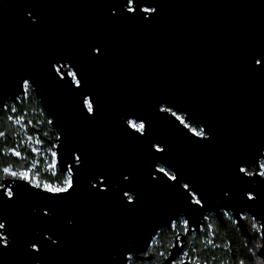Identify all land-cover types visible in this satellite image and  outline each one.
I'll return each instance as SVG.
<instances>
[{
	"label": "water",
	"instance_id": "obj_1",
	"mask_svg": "<svg viewBox=\"0 0 264 264\" xmlns=\"http://www.w3.org/2000/svg\"><path fill=\"white\" fill-rule=\"evenodd\" d=\"M26 81L73 186L1 181L0 264H129L223 211L264 257V0H0V113Z\"/></svg>",
	"mask_w": 264,
	"mask_h": 264
},
{
	"label": "trees",
	"instance_id": "obj_2",
	"mask_svg": "<svg viewBox=\"0 0 264 264\" xmlns=\"http://www.w3.org/2000/svg\"><path fill=\"white\" fill-rule=\"evenodd\" d=\"M11 116L23 117L26 124L31 121L32 125L28 126L27 132L24 133L10 120ZM56 137V133L50 126V119L36 98L32 87L29 89L28 96L22 98L20 102H9L0 113V182L7 177L2 174L4 168L22 169L29 167V164L36 160L39 161L29 145L35 138L40 139L44 149H49L54 148ZM11 149L18 150L19 156L9 153ZM39 162L43 164L41 158ZM37 172L42 180L50 182L56 180L62 182L65 178V173L61 171L56 178L41 168ZM246 224L251 238L238 227L232 217L223 216L222 220H219L214 215H208L201 233L193 236L189 241L188 257L204 264H264V257L258 252L262 244L259 223L248 216ZM170 237V230H162L157 238L160 242L159 247L154 244L147 255L153 254L157 247L155 257H163L161 254L163 252L167 254ZM130 264H143V262L132 258Z\"/></svg>",
	"mask_w": 264,
	"mask_h": 264
},
{
	"label": "flooded vegetation",
	"instance_id": "obj_3",
	"mask_svg": "<svg viewBox=\"0 0 264 264\" xmlns=\"http://www.w3.org/2000/svg\"><path fill=\"white\" fill-rule=\"evenodd\" d=\"M69 68H70V66H69ZM245 170H246V172L248 174H251V173H253L254 168L253 167L246 168ZM208 215H214V214H208ZM208 215L206 216V218L208 217ZM223 216L232 217L235 220V222L237 223L236 219L232 216V214L230 212L223 211L222 212V218H223ZM248 216H250V215H248V214H245L244 215L245 221H246V218ZM250 217H252V216H250ZM206 218H205V220H206ZM252 218H254V217H252ZM205 220H204V223H205ZM256 221L259 223L258 226L260 228L259 231H260V236H261V239H262V234H261L262 225L260 224V222L258 220H256ZM204 223L201 225V229H200L199 232L193 231L191 233H188L189 226H188L187 220L185 218H180L179 220H177V221H175L173 223V225H172V227L170 229H168V230L171 231V237H170L171 239H170V244L168 246V252H167V254H165L164 252L161 253V254H163V257H159V256H156L155 257V255H154V253L155 252L157 253V251H158V247H159L160 242L157 240V238H158V235L160 234V232L162 230H164V229H162L159 232V234L157 235V237L155 238L154 242H153V245L155 244L158 247L156 248L157 250H155L154 253L151 254L152 255V258L150 260L146 259V257L148 255L145 254L143 256L144 258L143 259H139V260H141V262H143V264H163L166 261V259L168 258L171 249H173L174 247H177V248H180V252H179L178 256L175 258V260L171 261L169 264H182V263L187 262V261L190 262V263H192V264H204L203 262H200V261H197V260H192L191 258L188 257V254H187V247H188V244H189L190 239L193 236L198 235V234L201 233V230L203 228ZM246 226H247V224H246ZM250 238H251V235H250ZM262 244H263V240H262ZM262 244H261V246H262Z\"/></svg>",
	"mask_w": 264,
	"mask_h": 264
},
{
	"label": "rangeland",
	"instance_id": "obj_4",
	"mask_svg": "<svg viewBox=\"0 0 264 264\" xmlns=\"http://www.w3.org/2000/svg\"><path fill=\"white\" fill-rule=\"evenodd\" d=\"M10 120L14 123V125L19 127L18 119L16 120V118L11 116ZM20 123L22 124L23 122L20 121ZM190 127L196 134L199 133L198 135L203 136V135L200 134L201 128H199V127L196 128L194 126H190ZM29 145H30V148L32 150V153H34L33 150L35 149V152L39 156L38 157L39 161H40V158H41V160L43 161V164H41V162H39L38 166L34 165L32 167V165L30 163L29 167L22 168V169H14L12 167H7V168H4L2 170V174H4V176H7L6 178H21V179H24V178H22L21 173H25L26 172V173H28V179H25V180H28L29 182L35 183V185L41 187L42 186V184H41L42 183L41 182L42 179L40 178L39 172H37V171H38L39 168H41L42 170H45L46 172L49 173V170H50L49 163L53 159V156H54V153H55V149L53 147H51L49 149L48 148L44 149L43 144H42V142L40 141L39 138H35ZM9 153H13L14 156H19V155L16 154V153H18V150H16V149H11L9 151ZM5 169H8V171H5ZM13 173H15V175H13ZM0 184H1V182H0ZM129 264H130V262H129Z\"/></svg>",
	"mask_w": 264,
	"mask_h": 264
},
{
	"label": "built area",
	"instance_id": "obj_5",
	"mask_svg": "<svg viewBox=\"0 0 264 264\" xmlns=\"http://www.w3.org/2000/svg\"><path fill=\"white\" fill-rule=\"evenodd\" d=\"M65 67H66V68H64V69H67V70L69 71V74L73 77L74 81L77 83L78 81H77V79H76V77H75V74H74L73 70H72L71 68H69V65H68V64H67ZM57 70L59 71L60 68H57ZM31 87H32L31 84H30L28 81H26V82L24 83L25 93H24V95H23L20 99H18L17 101L20 102L22 98H26V97L28 96L29 89H30ZM88 107H89V106H88ZM161 110H162V111H169V109H168L167 107H165V106H162V107H161ZM178 116H179L180 119L184 122V119L182 118L183 116H182V115H178ZM181 116H182V117H181ZM17 119H18V122H19V127H20V129H21L24 133H26V132H27V129H28V126H31V125H32V122L29 121L28 124H26V120H25V118H23V117H17L16 120H17ZM20 121H22L23 123L21 124ZM141 123H142V122L130 121L131 126L133 127V124H135L136 127H133V128H135V129H137V130H139L138 126H139V124H141ZM139 131H140V130H139ZM200 134H201V135H204V131H203L202 129L200 130ZM54 149H55V147H54ZM33 152H34L33 154L37 156L36 159H38L39 156H38V154L35 152V149L33 150ZM31 165H32V167H33L34 165H37V166H38V165H39V161L36 160V161L32 162ZM49 165H50L49 175H51L53 178L58 177V173H59V171H60V167H59V162H58V159H57V153H56V150H55V153H54L53 159L50 161ZM259 172H260V173L264 172V161H262L261 164H260ZM69 179H71V173H70V172H67V173H65V178L62 180V182L57 181V180H56L55 182H50V181H47V180L44 179V180L41 181V182H42V183H41V184H42L41 187L44 188V189H46V190H48V188L46 187V185H50V186H52L53 188H56V187H67V185L65 184V181H66V180H69ZM31 183H32V182H31ZM32 184L35 185V183H32ZM36 186H37V185H36Z\"/></svg>",
	"mask_w": 264,
	"mask_h": 264
},
{
	"label": "snow or ice",
	"instance_id": "obj_6",
	"mask_svg": "<svg viewBox=\"0 0 264 264\" xmlns=\"http://www.w3.org/2000/svg\"><path fill=\"white\" fill-rule=\"evenodd\" d=\"M148 2H149V0H124L125 6L128 7V11H130L132 13H135L138 10H140V4H142V3H148ZM156 11H157L156 8L152 7L150 3H149V6L148 7L143 8V12H145V13L151 12V13L155 14ZM97 51H99V49H97ZM89 110L90 111L92 110V105L91 104H89ZM133 127H136V125L133 124ZM138 128H139L140 131H143L144 128H145V125L143 123H141V124H139ZM161 151H162V149H161ZM16 154L19 155V153H16ZM77 159H79V157H77ZM5 171H8V169H5ZM161 171H164V170L161 169ZM241 171H245V170L244 169H241ZM13 175H15V173H13ZM260 175L261 176H264V172L260 173ZM21 176L24 179H28V173H26V172L25 173H21ZM173 179H175V177H173ZM65 184L67 185V187H56V188H53L50 185H46V187L48 188V190L50 192H54V193H64V192H66L68 190V188H70V187L73 186V183H72V180L71 179L66 180L65 181ZM12 195H13V193L11 191H9L8 192V196L9 197H12ZM124 195L127 196L128 193L125 192ZM249 198L251 199L252 197L250 196ZM129 200L131 201V197H129ZM4 227H5V225L3 223H0V229H3ZM32 247L33 248H36V245L33 244ZM37 250H39V249H37Z\"/></svg>",
	"mask_w": 264,
	"mask_h": 264
}]
</instances>
